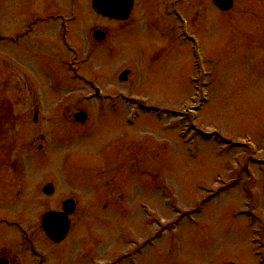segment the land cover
I'll return each mask as SVG.
<instances>
[{"label": "rangeland", "instance_id": "374dc122", "mask_svg": "<svg viewBox=\"0 0 264 264\" xmlns=\"http://www.w3.org/2000/svg\"><path fill=\"white\" fill-rule=\"evenodd\" d=\"M91 1L0 0L1 66L6 61L11 73L27 60L43 73L44 60L54 55L66 75L64 82L58 76L53 103L40 102L41 118L33 128L25 122L20 139L28 169L56 186L55 198L41 202V217L64 197L78 203L70 241L57 257L43 252L45 264H132L130 252L134 264H259L249 218H264V170L257 166L264 160V0H236L225 14L212 0H136L125 23L99 16ZM177 10L188 21L185 34ZM59 14L74 15L70 38L78 59L60 41ZM34 20L29 36L1 41L18 39ZM99 26L111 33L102 48L91 41ZM86 53H93L87 61ZM68 60L83 63L95 86L74 75ZM23 68L41 94L40 79ZM124 69L132 71L126 84L118 79ZM96 87L120 93L118 104L101 107ZM134 97L148 101L136 105ZM135 106L141 107L131 119ZM81 109L89 115L85 124L74 118ZM23 111L32 117L36 109ZM252 142L250 166L258 178L249 181L234 160ZM21 223L30 228L26 218Z\"/></svg>", "mask_w": 264, "mask_h": 264}, {"label": "flooded vegetation", "instance_id": "af4514ba", "mask_svg": "<svg viewBox=\"0 0 264 264\" xmlns=\"http://www.w3.org/2000/svg\"><path fill=\"white\" fill-rule=\"evenodd\" d=\"M32 30L33 26L31 25L21 33L19 39L12 40L19 42L21 38L30 34ZM247 39L251 38L247 37ZM3 40L9 41V39ZM91 41L93 40L91 39ZM94 46L100 47L96 43H94ZM47 51L48 48H46ZM86 54L87 57L83 58V60L89 58L93 53ZM46 60L41 65L45 68L43 73L40 68L34 67L31 62L23 61L28 74L33 78L40 79V83L44 87L41 90V94L33 89L29 76L24 73L23 65L18 66L15 71L10 73L8 66H5L6 61L3 63V67L0 63V74L2 73L0 80V264H36L37 259L40 260V264H45L47 258L43 252L48 251L50 255L57 257V248L64 242L70 241L69 238L74 226V215H72L70 216L71 228L69 233L61 242L54 241L46 234L42 227L40 208L42 201L47 202L55 198L56 188L52 190V195H48L45 190L46 184H54V182L36 178L35 172L28 169L32 165L29 163L27 168H25V164L21 163V160H25L23 154L24 143L23 140L22 142L20 141L21 135L24 134L25 122L31 124L33 128L34 124H37V121L41 118L37 110L41 105L40 102L44 106L53 103V96L56 95L57 90L51 87L49 79L55 81L56 77L59 76L64 82L65 80L63 79L66 77V75H63L61 68H57L55 65L54 55L50 59L46 58ZM79 66L83 69V63H79ZM46 71H50L51 76ZM39 75L42 77H39ZM88 75L89 71L82 72V76L87 79L98 81L95 77L89 78ZM131 75L132 73L130 72L127 80L121 83L130 82ZM100 85L102 86V84ZM50 90H52L51 93L49 92ZM24 107L36 109V111H33V114L34 112L35 114L32 117L25 116ZM43 139L45 140L44 137ZM43 150H45V144L40 143L38 151L41 152ZM66 199H60V203L62 204ZM48 207L45 208L44 212L51 210L60 211L62 209V206ZM5 213L7 216L3 215ZM24 218L30 224L28 230L21 223ZM30 219L32 220L31 223ZM6 230L10 231V234L6 233ZM5 236H8V238H5ZM41 249L44 250L41 252ZM86 253L87 251H85ZM78 258L80 261L81 258Z\"/></svg>", "mask_w": 264, "mask_h": 264}, {"label": "water", "instance_id": "95a60500", "mask_svg": "<svg viewBox=\"0 0 264 264\" xmlns=\"http://www.w3.org/2000/svg\"><path fill=\"white\" fill-rule=\"evenodd\" d=\"M219 7L223 10H228L232 7L234 0H219ZM134 0H93V7L96 12L104 16L115 19H128L132 10ZM98 40H103L106 34L102 31H96L94 34ZM127 73V72H126ZM124 73V75L126 74ZM86 113L82 112L76 115V119L80 122H85ZM74 202L72 200L65 203V210L67 212H73ZM45 228L49 235L53 238L61 240L68 231L69 221L67 214H55L50 213L45 216Z\"/></svg>", "mask_w": 264, "mask_h": 264}]
</instances>
